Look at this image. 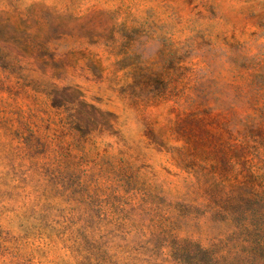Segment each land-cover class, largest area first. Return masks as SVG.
Wrapping results in <instances>:
<instances>
[{
	"label": "rangeland",
	"instance_id": "obj_1",
	"mask_svg": "<svg viewBox=\"0 0 264 264\" xmlns=\"http://www.w3.org/2000/svg\"><path fill=\"white\" fill-rule=\"evenodd\" d=\"M0 264H264V0H0Z\"/></svg>",
	"mask_w": 264,
	"mask_h": 264
}]
</instances>
